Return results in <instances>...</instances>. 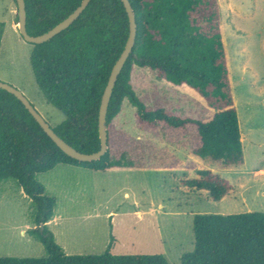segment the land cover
I'll return each instance as SVG.
<instances>
[{
  "label": "trees",
  "instance_id": "1",
  "mask_svg": "<svg viewBox=\"0 0 264 264\" xmlns=\"http://www.w3.org/2000/svg\"><path fill=\"white\" fill-rule=\"evenodd\" d=\"M81 1L24 0L27 34L46 33ZM219 2L129 0L136 22L135 43L112 90L106 114L107 151L97 161L78 162L66 156L22 103L0 89V183L15 180L34 205L35 226L30 232L46 253L41 258L0 257V264H168L161 255H112L109 248L101 255H66L47 229L55 201L34 179L59 164L100 172L180 167L196 174L181 184L204 191L212 202L233 191L227 179L197 168L204 161L223 168L243 164ZM128 34L121 0H90L67 29L32 45L35 84L44 100L65 117L52 129L80 153L92 154L100 148L101 96ZM134 67L151 72L172 93L191 97L195 109L172 106L167 93L155 84L138 96ZM125 101L135 109V128L163 146L116 128ZM169 147L186 150L188 160L181 163ZM193 239V250L180 257V264H264V213L197 214Z\"/></svg>",
  "mask_w": 264,
  "mask_h": 264
},
{
  "label": "rangeland",
  "instance_id": "2",
  "mask_svg": "<svg viewBox=\"0 0 264 264\" xmlns=\"http://www.w3.org/2000/svg\"><path fill=\"white\" fill-rule=\"evenodd\" d=\"M219 9L243 164L223 168L204 161L197 168L210 169L227 179L233 191L212 202L204 191L188 190L181 184L196 174L180 167L172 171L100 172L57 165L34 179L55 201V219L47 229L66 255H101L109 248L112 255H161L168 264H180V257L193 250L195 215L264 213V0H220ZM16 11L14 0H0V82L19 90L54 128L65 117L44 100L35 84L30 65L32 45L13 27L17 25ZM133 74L138 96L155 84L167 93L172 106L195 109L191 97L172 93L148 70L134 67ZM134 110L125 101L115 119L116 128L163 146L135 128ZM169 148L181 163L188 160L185 150ZM34 217V205L20 192L17 182L2 181L0 257L46 256L43 245L30 232Z\"/></svg>",
  "mask_w": 264,
  "mask_h": 264
},
{
  "label": "water",
  "instance_id": "3",
  "mask_svg": "<svg viewBox=\"0 0 264 264\" xmlns=\"http://www.w3.org/2000/svg\"><path fill=\"white\" fill-rule=\"evenodd\" d=\"M90 0H82L75 10L70 13L65 19L59 22L52 29L39 36H30L26 31V12H25V2L24 0H15L16 3V14H17V31L20 37L27 43L31 45L42 44L55 35L59 34L63 30L67 29L83 12L87 7ZM124 9L126 11L128 22H129V34L124 46V49L120 53L118 59L111 68L106 86L104 88L103 94L101 96L99 111H98V136L100 141V148L97 152L92 154H84L76 151L73 147L64 142L60 137H58L53 129L47 124V122L41 117V115L35 110L33 105L29 100L16 88L10 86L9 84L0 82V89L12 94L17 100H19L25 109L28 110L33 119L38 123L42 131L53 141V143L68 157L74 159L78 162H92L99 160L107 151V131H106V114L107 108L114 88L115 82L118 75L120 74L125 61L130 55L136 37V22L135 15L129 3V0H121Z\"/></svg>",
  "mask_w": 264,
  "mask_h": 264
},
{
  "label": "crops",
  "instance_id": "4",
  "mask_svg": "<svg viewBox=\"0 0 264 264\" xmlns=\"http://www.w3.org/2000/svg\"><path fill=\"white\" fill-rule=\"evenodd\" d=\"M14 9L12 8V4L10 5V11H11V13L12 12H14L13 11ZM13 14V13H12ZM13 27H17V25H15V24H13ZM16 29V31H17V28H15ZM18 32V31H17ZM19 34V33H18ZM240 141H241V136H240ZM170 149V148H169ZM180 150H183V149H180ZM179 150V151H180ZM171 151V150H170ZM186 151V150H185ZM172 152V151H171ZM173 153V152H172ZM174 154V153H173ZM186 154H187V151H186ZM59 165H63V164H59ZM56 167V166H55ZM75 167V166H74ZM20 192L24 195V193H23V191H22V189L20 188ZM54 214V213H53ZM55 219V217L53 218V216H52V218H51V220L47 223V225H49L53 220ZM25 233V232H24ZM54 237V236H53Z\"/></svg>",
  "mask_w": 264,
  "mask_h": 264
}]
</instances>
